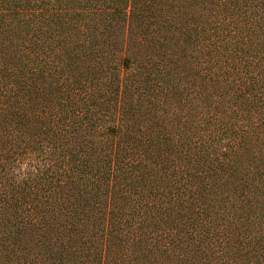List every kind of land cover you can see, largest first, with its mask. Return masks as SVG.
I'll return each mask as SVG.
<instances>
[{
	"label": "trees",
	"instance_id": "obj_1",
	"mask_svg": "<svg viewBox=\"0 0 264 264\" xmlns=\"http://www.w3.org/2000/svg\"><path fill=\"white\" fill-rule=\"evenodd\" d=\"M0 264H264V0H0Z\"/></svg>",
	"mask_w": 264,
	"mask_h": 264
}]
</instances>
